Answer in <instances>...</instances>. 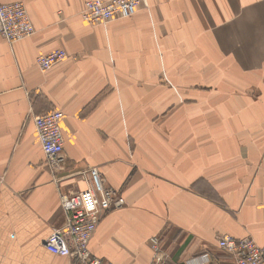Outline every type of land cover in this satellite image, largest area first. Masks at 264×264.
Segmentation results:
<instances>
[{
    "label": "crops",
    "instance_id": "crops-1",
    "mask_svg": "<svg viewBox=\"0 0 264 264\" xmlns=\"http://www.w3.org/2000/svg\"><path fill=\"white\" fill-rule=\"evenodd\" d=\"M11 1L35 32L0 37V264L76 263L44 242L91 167L125 199L94 256L150 264L154 236L168 264H234L224 234L264 247V0H143L103 25L82 19L86 0ZM57 48L68 58L42 71ZM51 110L65 115L54 169L33 121Z\"/></svg>",
    "mask_w": 264,
    "mask_h": 264
},
{
    "label": "built area",
    "instance_id": "built-area-1",
    "mask_svg": "<svg viewBox=\"0 0 264 264\" xmlns=\"http://www.w3.org/2000/svg\"><path fill=\"white\" fill-rule=\"evenodd\" d=\"M143 0H87L81 11L84 21L103 25L116 19L134 16ZM35 32L28 10L21 1L0 3V37L18 42ZM65 49L57 48L38 55L36 62L44 72L68 58ZM61 110H51L34 115L37 138L47 159L54 165L61 164L64 157L63 120ZM87 187L79 192L61 194V205L66 218L62 227L54 230L45 240V248L52 254L74 260L75 264H114L94 256L89 243L104 213L124 205L125 199L118 190L106 185L97 169L85 174ZM219 247L229 255L234 264H264V247L252 238H236L224 234L218 239ZM153 260L159 264L165 253L159 250V239L152 238ZM194 264H211L194 260Z\"/></svg>",
    "mask_w": 264,
    "mask_h": 264
},
{
    "label": "rangeland",
    "instance_id": "rangeland-1",
    "mask_svg": "<svg viewBox=\"0 0 264 264\" xmlns=\"http://www.w3.org/2000/svg\"><path fill=\"white\" fill-rule=\"evenodd\" d=\"M87 1V0H86ZM175 78L177 77V76H174ZM162 78V77H161ZM163 79V78H162ZM167 79L169 80V83H171V81H170V76H167ZM164 80L166 81V79L164 78ZM46 163H47V165L49 166V167H52L53 169H54V164L53 163H51L47 158H46ZM92 169H95V168H93V167H91V168H89V172L92 170ZM87 172V171H86ZM88 172V173H89ZM83 173H85V172H83ZM83 173L81 174V175H83ZM100 177L103 179V177L101 176V174H100ZM154 237H157L158 239H159V237L158 236H154ZM154 237H152V238H154ZM152 238L150 239V245H151V248L153 249V246H152ZM243 238H247V237H243ZM251 238V237H250ZM239 239H242V238H239ZM159 250L160 251H162L163 253H165V251H164V248H163V245H162V242L160 243V239H159ZM226 253V252H225ZM228 254V253H227ZM229 255V254H228ZM231 258H232V256H231V254L229 255ZM167 258V257H166ZM166 258H165V260H163V261H161L160 263L161 264H168L167 263V260H166ZM233 259V258H232ZM177 262H179V261H177ZM150 264H159V263H157V262H155L154 260L152 261V263H150ZM176 264H179V263H176Z\"/></svg>",
    "mask_w": 264,
    "mask_h": 264
}]
</instances>
